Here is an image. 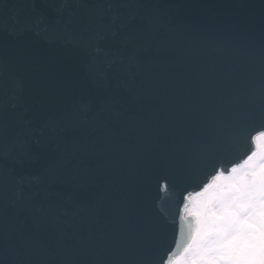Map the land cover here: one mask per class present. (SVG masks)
<instances>
[{"label":"water","instance_id":"95a60500","mask_svg":"<svg viewBox=\"0 0 264 264\" xmlns=\"http://www.w3.org/2000/svg\"><path fill=\"white\" fill-rule=\"evenodd\" d=\"M188 35L219 85L195 138L175 126L165 92ZM113 54L122 59L108 68ZM262 94L264 0H0V259L166 264L187 240L186 193L253 150ZM104 97L117 102L111 113ZM69 123L107 124L114 149L73 158L79 136L68 130L58 146L56 135ZM59 154L62 174L50 170L47 199L34 196Z\"/></svg>","mask_w":264,"mask_h":264},{"label":"snow or ice","instance_id":"6c2138e0","mask_svg":"<svg viewBox=\"0 0 264 264\" xmlns=\"http://www.w3.org/2000/svg\"><path fill=\"white\" fill-rule=\"evenodd\" d=\"M115 36L116 33H113ZM186 43L178 46L174 63L170 66V76L165 83V92L170 93L177 107L171 117L176 127L183 129L195 138L203 130L207 112L213 104L218 88L217 77L212 68L202 66L196 60L199 52L198 37L188 35L183 38ZM127 36L120 40V47H128ZM97 53H107L97 48ZM122 57L113 54L107 61L108 68L120 62ZM129 57V63L132 62ZM123 69H121L122 71ZM229 71V70H224ZM120 72L113 73L118 78ZM96 79L100 87L107 86L108 73L100 72ZM125 82L124 86H128ZM101 111L111 113L116 105L107 97L101 99ZM261 112L264 114V94H262ZM74 131L78 140H74L73 158L81 154H91L97 150L114 149L116 132L107 124L97 129H86L65 124L57 131L58 146L64 140L65 132ZM96 135L93 136V133ZM92 137L91 139H89ZM264 141V133L257 137ZM38 142L39 141L38 139ZM21 146L20 154L23 155ZM242 163L231 168L218 171L210 182L205 183L201 190L187 196L188 203L184 211L188 221V234L185 246L177 257L169 264H264V143L258 145ZM186 149L177 146V159L183 157ZM64 154H59L49 168H45L33 185L34 196L47 199L48 173L63 172ZM227 171V174H225ZM39 201H29L35 206ZM55 209L58 203L49 205ZM0 264L4 260L0 259Z\"/></svg>","mask_w":264,"mask_h":264},{"label":"bare ground","instance_id":"6f19581e","mask_svg":"<svg viewBox=\"0 0 264 264\" xmlns=\"http://www.w3.org/2000/svg\"><path fill=\"white\" fill-rule=\"evenodd\" d=\"M260 135H261V134H259L257 137H259ZM257 142H258V145L264 143V141H258V140H257ZM257 151H259V147L257 148Z\"/></svg>","mask_w":264,"mask_h":264}]
</instances>
